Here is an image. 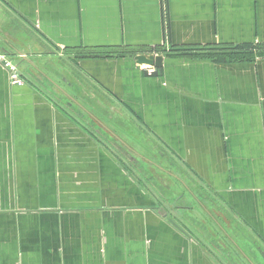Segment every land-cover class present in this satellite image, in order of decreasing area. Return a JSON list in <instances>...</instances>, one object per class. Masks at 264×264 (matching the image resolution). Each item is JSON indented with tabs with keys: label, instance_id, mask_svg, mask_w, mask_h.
Wrapping results in <instances>:
<instances>
[{
	"label": "crops",
	"instance_id": "1",
	"mask_svg": "<svg viewBox=\"0 0 264 264\" xmlns=\"http://www.w3.org/2000/svg\"><path fill=\"white\" fill-rule=\"evenodd\" d=\"M207 47L255 52L170 54ZM260 49L264 0H0V54L28 83L12 87L0 65V264H234L148 197L123 158L121 108L161 145L149 147L170 166L166 187L179 167L185 188L205 189L264 248ZM123 52L163 67L149 77Z\"/></svg>",
	"mask_w": 264,
	"mask_h": 264
},
{
	"label": "rangeland",
	"instance_id": "2",
	"mask_svg": "<svg viewBox=\"0 0 264 264\" xmlns=\"http://www.w3.org/2000/svg\"><path fill=\"white\" fill-rule=\"evenodd\" d=\"M172 50L170 51V54L172 55L191 56L196 59H213L221 54H229L230 56H234L232 58L233 61L239 63L252 62V59H250L252 55L250 54H254L255 52V49L250 47H207L201 49L187 48L182 50ZM133 55L134 54L129 55L128 52H123L120 57L121 59L131 61V59L137 56ZM19 72L23 76L24 73L21 69H19ZM144 73L149 76L147 72ZM155 74L152 76H155ZM27 79L29 80L28 77ZM24 83V86L28 84L26 79ZM10 85L12 86L11 83ZM121 109L125 115H122L124 122H128L127 124L121 122L123 128L128 133H125L127 138L125 136V141L123 140V142L128 147L133 146L139 150V156L136 157L135 161L137 160L136 163L138 162L140 165L139 168L142 176L136 171L134 172L139 176V179L142 182L141 187L146 190L145 192H147L148 197H150V199L152 198V200L156 202V205L158 202L157 206L160 210L162 209L163 214L165 213L168 222L180 231L184 233L186 232V235H188L190 239L201 244L205 251L209 252L210 255H213L216 260L224 262L228 260L234 264H250V262L251 264H264V248L257 237H254L250 232H247V229L243 228L238 222V224H233L229 217L219 213L212 205L210 196L205 189H199L196 187L185 188L181 182L177 180V178L181 180L179 167L176 166L175 169H171V173H174L176 176L175 179L177 180L174 179L175 181L172 182L175 187H166V181L169 179L170 173L165 172L167 171L166 168L170 166L163 161L164 157L159 158L155 153L150 155V151L148 152V148H155L157 146L161 149V145L156 143L153 137L144 129L142 130L143 137L140 133H136L135 127H140L138 120L133 116L131 109ZM95 112L99 113V111ZM129 122L134 126L133 128ZM113 138H111L112 143H116L115 138ZM128 143L130 145H128ZM107 147L108 149L111 148L108 143ZM125 156H128L126 151H124L123 158L134 159L131 156ZM124 161L127 164L126 159ZM154 163H157L158 167H156ZM147 184L151 185L152 188H150L151 186L146 188ZM158 195L161 196L160 199H157V197H159Z\"/></svg>",
	"mask_w": 264,
	"mask_h": 264
},
{
	"label": "built area",
	"instance_id": "3",
	"mask_svg": "<svg viewBox=\"0 0 264 264\" xmlns=\"http://www.w3.org/2000/svg\"><path fill=\"white\" fill-rule=\"evenodd\" d=\"M0 63L1 66L8 72L10 83L13 87H22L25 85V79L20 74L18 65H16L14 61L4 55H0ZM141 69L146 71L149 76L156 73V68L154 67L146 68L145 66H141Z\"/></svg>",
	"mask_w": 264,
	"mask_h": 264
},
{
	"label": "water",
	"instance_id": "4",
	"mask_svg": "<svg viewBox=\"0 0 264 264\" xmlns=\"http://www.w3.org/2000/svg\"><path fill=\"white\" fill-rule=\"evenodd\" d=\"M134 59L137 65L145 66L146 68L154 67L161 69L163 67L164 58L161 55L139 54Z\"/></svg>",
	"mask_w": 264,
	"mask_h": 264
},
{
	"label": "flooded vegetation",
	"instance_id": "5",
	"mask_svg": "<svg viewBox=\"0 0 264 264\" xmlns=\"http://www.w3.org/2000/svg\"><path fill=\"white\" fill-rule=\"evenodd\" d=\"M14 33L15 34H17V30L16 29H14ZM108 115V113L106 114V116ZM125 141V140H124ZM114 145V144H113ZM128 145H130L129 143H128ZM115 146V145H114ZM149 146V145H148ZM133 147V146H132ZM123 150L124 151H126L127 152V155L128 156H131V157H133L134 159H132L131 160V158H125L126 159V161L128 162V164H133V166L134 165H139L138 163H136V162H133V161H135V159H136V157H138L139 155H138V151L139 150H137L135 147H133V148H135V150L133 149V151L132 152H134L135 154H133L131 151H129V150H132L130 147H128L126 144H124V142H123ZM149 151H152L151 150V148H149L148 149V152ZM153 152V151H152ZM150 155H151V152H150ZM155 155L157 156V157H159V158H162V157H164L162 154H159V152L158 153H155ZM128 156H125V157H128ZM155 160V159H154ZM137 161V160H136ZM155 165H156V167H158V164L157 163H154ZM140 166V165H139ZM144 176H145V174H144ZM243 254V253H242ZM244 255V254H243ZM250 262V261H249ZM250 264H251V262H250Z\"/></svg>",
	"mask_w": 264,
	"mask_h": 264
},
{
	"label": "trees",
	"instance_id": "6",
	"mask_svg": "<svg viewBox=\"0 0 264 264\" xmlns=\"http://www.w3.org/2000/svg\"><path fill=\"white\" fill-rule=\"evenodd\" d=\"M260 52L262 53V52H264V50H262V49H260ZM118 53H120V52H118ZM118 53H110V52H106V54H104L105 56H113L114 54H118ZM112 54V55H111ZM90 55H92V53H90Z\"/></svg>",
	"mask_w": 264,
	"mask_h": 264
}]
</instances>
